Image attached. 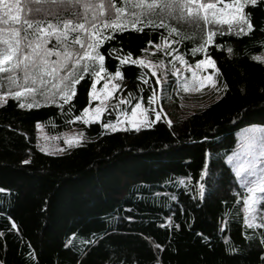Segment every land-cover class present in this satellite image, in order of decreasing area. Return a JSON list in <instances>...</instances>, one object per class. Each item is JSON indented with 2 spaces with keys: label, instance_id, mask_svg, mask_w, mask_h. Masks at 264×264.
Returning a JSON list of instances; mask_svg holds the SVG:
<instances>
[{
  "label": "trees",
  "instance_id": "obj_1",
  "mask_svg": "<svg viewBox=\"0 0 264 264\" xmlns=\"http://www.w3.org/2000/svg\"><path fill=\"white\" fill-rule=\"evenodd\" d=\"M19 2L18 24L0 19L3 29L20 34L16 61L31 51L23 41L35 45L37 36L49 41L47 48L74 52V60L62 74L70 89L67 99L57 94L53 102L28 106L9 97L0 105V264H264V221L245 224L246 188L229 163L239 150L237 131L264 127V63L252 59L264 54V0L246 6L253 28L241 35L236 23L211 17L207 23L195 11L168 15L132 7L141 0ZM68 20L72 24L59 41L36 31H51L52 24L63 32ZM94 30L101 64L85 58L80 47ZM166 43L189 64L212 59L216 85L187 113H180L178 99L164 95L170 119L155 121L153 99L163 86L169 94L174 80L168 76L169 83L160 85L150 69L132 61L150 56L155 62L164 51H152ZM4 49L0 42V52ZM102 65L108 76L121 73L126 103L117 107L131 111L142 103L149 126L105 131L103 124L119 117L115 105L101 123L82 122ZM12 81L0 76V88L17 85ZM38 124L52 135L78 128L86 140L61 155L46 154L38 148ZM200 182L206 185L203 197Z\"/></svg>",
  "mask_w": 264,
  "mask_h": 264
},
{
  "label": "rangeland",
  "instance_id": "obj_2",
  "mask_svg": "<svg viewBox=\"0 0 264 264\" xmlns=\"http://www.w3.org/2000/svg\"><path fill=\"white\" fill-rule=\"evenodd\" d=\"M8 2H12V0ZM210 3L215 5V9H208L207 13L205 10L199 11L204 18L206 14L208 15L209 19L207 21L205 20L207 23L210 22L211 18L218 23H223L229 18V13L233 11L232 9H228L226 7L227 5L215 3L211 0H196V7H198L199 4L207 5ZM214 11H217L219 15L213 17L212 13ZM5 20L6 21L3 22L7 25L10 23L15 25L18 24V22L11 21L7 18ZM234 23L236 22L233 21L230 25ZM225 24L229 23L226 22ZM1 27L2 26H0V37L8 39L12 28L5 30L3 29L4 27ZM41 31H43L42 33L50 32L47 29ZM57 32L61 31L57 28ZM88 33L90 40L87 38V41L80 45L83 51L89 50V43L98 40L97 35L93 32H87V35ZM45 36L46 35H42L44 39L52 35H47L48 37ZM23 42L24 44H28L29 41L25 40ZM40 42L42 43L43 41ZM21 44L22 40H20V46ZM2 45L6 47L4 43H2ZM170 46L171 44L166 43L161 47H156L152 51V54L158 50L164 51V57L155 62L152 61L150 56L140 59L144 61V64L141 66L150 69L155 76H157L160 85L169 83L170 78H168V76H172L174 80L173 82L171 81V83L175 87L169 94H167V90L163 86L162 88L160 87L159 93L153 99L155 121L164 118L170 119L169 110L172 111V108L171 105L169 106L168 104L162 103L164 102L162 101L164 95H168L170 101L174 100V98L178 99L180 101V113H187L194 108H198L199 103H201L198 101V97H201L208 89L216 85L217 68L215 63V66L212 67L201 64V61L196 64H189L184 58L183 61H181L177 58L181 56L176 55L172 49L170 50ZM56 53H59V55H56ZM69 53L70 55L65 58L66 52L63 54L61 51H58V49L53 50V55L49 58L50 63L44 66L47 69L46 71L34 70L30 61L23 60V54H28L31 58L32 48L30 53L28 51L23 52L18 58V61H16L17 56H14L12 61L0 65V67L5 69L4 71H0V76L12 79L13 81L11 84H17L9 88H0V105L9 97H15L17 99V93H19L18 99L28 106H32L35 102H53L57 94L62 96L67 95L70 89L62 83V74L68 70L70 64L73 65L74 52ZM262 56H264V54ZM90 58H94V53L93 56L87 59ZM205 59L213 61L210 58ZM51 61H56L57 63L53 64ZM97 61L98 64H101V60L97 59ZM17 62H20V67L13 68L12 64ZM25 64L28 65L27 69H25ZM197 65H200V67H197ZM53 67L57 69L54 73L51 72V68ZM209 76L212 77L211 80L208 79ZM105 85H107V88H105ZM120 88L121 75L108 76L105 74L104 69L101 68L94 78L89 95L90 105L81 115L82 122L85 123V121H88V123L85 124L101 123L104 115L112 105L117 107V104H125L126 98L120 95ZM117 100L118 102L115 103ZM171 103L173 104L174 102ZM203 103L204 100L201 104ZM137 104L140 105L139 108H136ZM137 104L131 111L118 106L120 107H117L120 110L118 119L115 122L103 124V129L109 132H117L140 130L141 128L149 126L151 120L148 109L142 103ZM97 109H100L99 113H97ZM133 110H135V115H133ZM157 113H159V119H157ZM105 125H108V127L106 128ZM236 139L239 143V150L229 159V163L246 188V219L252 223L253 226H257L259 225V217H262L264 221V209L261 207V205L264 204V127L252 125L242 128L237 131ZM85 140V133L78 128L52 135L48 134L41 124L37 125L38 148L46 154L61 155L66 150L81 145ZM68 141H72V143L69 144ZM249 209H253L254 211H249ZM253 217H255L254 220Z\"/></svg>",
  "mask_w": 264,
  "mask_h": 264
},
{
  "label": "snow or ice",
  "instance_id": "obj_3",
  "mask_svg": "<svg viewBox=\"0 0 264 264\" xmlns=\"http://www.w3.org/2000/svg\"><path fill=\"white\" fill-rule=\"evenodd\" d=\"M48 3L51 6H59L61 4H71L73 2V0H33V3L37 4V5H43L44 3ZM76 2L78 3L79 0H76ZM258 0H234V2L230 5H227L226 7L228 9H232L233 11L229 13V18L225 21L229 24H231L233 21L236 22V34L237 35H241V34H245L247 32H249L252 28L253 25L250 22V13H246L245 12V8L248 5L251 6H255L257 4ZM92 7V5L89 4H84V8L88 9ZM100 7H103V5H101ZM132 7L134 8H140V9H156L159 8L161 10L162 13H167L168 15H171L173 12L179 11L181 14L184 13V11L186 10L189 13L192 12H196L199 13L200 10H205V12L207 13L208 9H215V5L214 4H199L198 7H196V0H153L152 3H147L145 4L143 2V0H141V2L136 3L134 5H132ZM41 8H37V11H40ZM21 11V4L19 2V0H12V2H8V0H0V19H10L11 21L14 22H19V13ZM29 11H31V9H29ZM118 12H122L123 9L118 8L117 9ZM223 11V10H220ZM134 16H137V13H133ZM213 17H216L219 15V13L217 11H214L212 13ZM208 15H205V20L207 21ZM24 23L27 25L28 28H32L33 24L31 21L25 20ZM118 23V22H117ZM64 31L63 32H57V29L54 25L49 24L48 27L49 29H51L50 32L48 33H41L42 35H56V39L59 41L61 39V36L66 35L69 25L72 24L71 20L68 21H64ZM165 25H163V23H161L160 27H164ZM77 28L79 29H84L85 25L84 24H78L76 25ZM74 30V29H73ZM37 32H41V29L39 27H37L36 29ZM172 31H175V29H172ZM94 34H95V30H94ZM212 33H209V37L208 40L210 41L212 39ZM36 43L35 45H33V43L31 41L28 42V47L32 48V54H31V58L28 54H23V60L24 61H30L32 64V67L34 70H38V71H46L47 69L44 67L45 65H48L50 63L49 58L51 57V55H53V50L50 48H47L46 45L49 43L48 40H43V42H40V36L36 37ZM0 42L4 43L6 45L5 49L3 50V52H0V65H3L5 63H8L10 61H12L14 56H17V54L20 51V39H19V33L16 29H11L10 30V35L8 39H3V37H0ZM77 43H80V41L77 39L76 41ZM95 43H89L88 45V49L87 51H85L83 53V56L85 58L91 57L93 56L94 53V49H95ZM83 47V45H82ZM201 51L203 50L202 48L200 49ZM227 51L229 53H232L233 49L231 47H229L227 49ZM56 55H59V53H56ZM70 55V53H66L65 54V58H67V56ZM94 58L99 59L101 61L104 60V56L100 55L99 52H95L94 54ZM178 59H180L181 61H183V57H177ZM252 59L255 61H261L264 62V56L261 55H254L252 56ZM51 63L55 64L57 63L56 61H51ZM133 64L139 63L140 65L144 64L143 60H133L132 61ZM201 64H205V65H209L214 67V62L208 59L202 60ZM13 68L16 67H20V62L14 63L12 64ZM28 65L25 64V69H27ZM103 69V65L101 66ZM197 67H200V65H197ZM5 69H3L2 67H0V71H4ZM57 69L55 67L51 68V72H56ZM85 71H87V68H85ZM116 76H120L121 73L120 72H116L115 73ZM27 78V75H26ZM209 80L212 79L211 76L208 77ZM105 88H107V85H105ZM17 99L19 98V93L16 94ZM64 99H67V95L64 96ZM24 105L21 104V107H23ZM140 105L137 104L136 108H139ZM100 112V109H97V113ZM133 115H135V110H133ZM157 119H159V113H157ZM85 123H88V121H85ZM105 127L107 128L108 125H105ZM69 144L72 143V141H68ZM205 176H207V171L205 170L204 174L199 176L198 179L200 181H204ZM181 183H183V181H181ZM205 183L204 182H200L198 185V191L200 193V196L203 197L205 195ZM212 186L211 184H209V189L211 190ZM262 208H264V205H261ZM130 210V209H129ZM249 211H254L253 209H249ZM128 219H131V217H128ZM255 219V217H253V220ZM245 224L251 228L253 225L252 223H250L247 219L245 220ZM178 227V225H177Z\"/></svg>",
  "mask_w": 264,
  "mask_h": 264
}]
</instances>
